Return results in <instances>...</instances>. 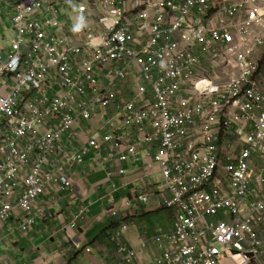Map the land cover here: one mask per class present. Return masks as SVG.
Masks as SVG:
<instances>
[{"label":"built area","instance_id":"obj_1","mask_svg":"<svg viewBox=\"0 0 264 264\" xmlns=\"http://www.w3.org/2000/svg\"><path fill=\"white\" fill-rule=\"evenodd\" d=\"M140 151L160 186L103 194L114 264H264V0H0V238L66 210L76 231L87 161L126 175ZM144 208L174 228L139 262Z\"/></svg>","mask_w":264,"mask_h":264},{"label":"crops","instance_id":"obj_2","mask_svg":"<svg viewBox=\"0 0 264 264\" xmlns=\"http://www.w3.org/2000/svg\"><path fill=\"white\" fill-rule=\"evenodd\" d=\"M122 166L128 169L126 175L119 173V165L111 164L106 170L99 167L97 163L87 161L84 169L79 172V176H88L89 182L84 186L75 185L71 196L74 201L76 200V205L83 203L88 208L80 219L76 231L65 228L64 230L68 231L55 233L60 223L66 227L70 222L69 210H66L67 218L62 222L54 217L40 222L27 236L10 235L0 238V264H21L22 260L27 264H70L73 261L84 264L90 260L97 264H114L115 252L109 246L107 238L115 230V226L105 215L106 203L102 198L103 194L109 191L112 182L118 184V194L122 197L129 195L133 188V181L138 182V186L146 192L155 191L160 186L155 181L159 178V172L152 164L148 152L140 151L137 162L130 160ZM110 171L113 172L114 177L109 181L107 173ZM88 189H90L89 192H87ZM57 198L43 199L53 201ZM68 201L66 197L60 201L55 200L51 209L56 211L57 204L65 209ZM159 228L163 232L173 230L174 218L171 211L144 208L134 216V225L123 233L124 242L138 251L139 262H145L158 255L153 238ZM77 242L81 246L92 245L95 251L89 256L80 257ZM142 242H145V246L141 245ZM222 264L231 263L225 260Z\"/></svg>","mask_w":264,"mask_h":264},{"label":"rangeland","instance_id":"obj_3","mask_svg":"<svg viewBox=\"0 0 264 264\" xmlns=\"http://www.w3.org/2000/svg\"><path fill=\"white\" fill-rule=\"evenodd\" d=\"M234 147L237 148V147H238V144H237L236 146H234ZM221 173L224 174V172H222V171H221ZM132 187L134 188V186H132ZM131 189H132V188H131Z\"/></svg>","mask_w":264,"mask_h":264},{"label":"bare ground","instance_id":"obj_4","mask_svg":"<svg viewBox=\"0 0 264 264\" xmlns=\"http://www.w3.org/2000/svg\"><path fill=\"white\" fill-rule=\"evenodd\" d=\"M64 205V204H63Z\"/></svg>","mask_w":264,"mask_h":264}]
</instances>
